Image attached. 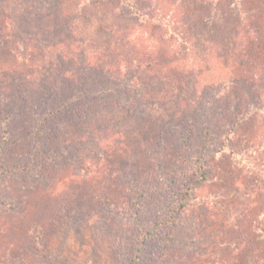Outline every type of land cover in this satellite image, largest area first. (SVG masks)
<instances>
[{
  "label": "rangeland",
  "instance_id": "1",
  "mask_svg": "<svg viewBox=\"0 0 264 264\" xmlns=\"http://www.w3.org/2000/svg\"><path fill=\"white\" fill-rule=\"evenodd\" d=\"M252 45L264 49V0H0V264H264L260 114L175 227L140 242L181 188L200 124L217 151L235 111L263 101ZM115 57L131 87L113 88L127 100L104 120L91 100Z\"/></svg>",
  "mask_w": 264,
  "mask_h": 264
},
{
  "label": "trees",
  "instance_id": "2",
  "mask_svg": "<svg viewBox=\"0 0 264 264\" xmlns=\"http://www.w3.org/2000/svg\"><path fill=\"white\" fill-rule=\"evenodd\" d=\"M147 27L151 26V29H154L153 31L157 30H162V28H167L169 29L168 25H146ZM143 27V26H142ZM146 28V27H143ZM177 28L171 29V33H175V37L177 36ZM244 31V30H243ZM173 38V37H171ZM181 38V39H180ZM178 40H184V37H180ZM187 38V37H186ZM185 42H183V45ZM253 52L256 53V55L259 52H263L264 49H259L255 48L254 45L251 46V49ZM205 53V52H204ZM109 54H112V52ZM118 55V53L113 52V56ZM119 56V55H118ZM110 57V56H109ZM122 57V56H121ZM116 59V60H114ZM114 59H111L106 63V65H101L103 70H107V79L102 81L103 82H108L111 81L112 85L107 86V87H102L100 90H95L94 91V96L93 99L91 100V107L92 110L97 112L98 114H101V117L104 116V120L108 116V109L110 111H113L114 105H117V103H122L127 100L126 95H121L117 94L114 95L112 90L113 88H117L119 85L127 86L128 89H130L131 84L130 81H128L129 76V70L131 69L132 65L131 64H123L121 63V58L120 57H115ZM139 67H137L138 71L142 68L143 62H139ZM89 68V66H87ZM136 69V70H137ZM258 78V77H257ZM255 76H246L245 80L249 83V86L252 88L253 85L252 83H256ZM135 80H138L135 76H131V83H135ZM233 80V79H232ZM237 82V81H236ZM259 82L257 81L256 85ZM135 86L136 83H135ZM253 92V97L262 99L263 101H259L261 103H258L257 101H251V103L246 102L243 106L239 107L240 109H237L235 113L233 114V117L229 119L226 122V127H225V133L224 136H221L220 140L217 141L218 144V149L217 151L211 152L210 144L215 137L216 131L214 129L209 130L208 126H203L200 124V132L202 139L199 141V145L196 147V149H193V154H191L188 157V162H187V167H186V172L183 173V177L181 178V188L178 190L176 194H172L173 200L170 202H166V208L163 210H158V213H153L152 215L150 214L149 216L151 217L150 224L147 225V229L145 232H143V235L141 236L140 242L141 246H143L142 242L148 239L149 237L155 239V240H161V237L159 236L160 230L164 228H174L176 225V222L178 221V217L180 213L185 209L187 205V201L190 199L191 194L194 192H197L198 190L202 189L204 185L211 180V175L214 167V162L216 159L217 152H224V154H229V155H235L236 152L233 149V144L236 139L237 132L240 131L241 129V124L248 118L252 117L254 114L258 115L260 114L261 120H264V98H262V94L264 91L263 87H260V85L255 86L254 89L252 88ZM84 95L90 100L92 93L88 92V89H84ZM27 96V95H26ZM114 100V102L110 100ZM101 104H104L105 106H102ZM102 106V107H101ZM126 107H129L132 109L133 104L130 106V103L127 102ZM251 108V109H250ZM138 112V110H136ZM95 114V113H94ZM56 114H53V118ZM96 115V114H95ZM51 113H47L42 115L41 117L44 119L45 123H43L41 127V131H43L46 126L50 124L53 118L50 117ZM48 124V125H47ZM263 124H261L262 126ZM205 127V128H204ZM190 133L191 137L194 136V130L193 127L190 128ZM193 130V131H192ZM209 152V153H207ZM191 153V152H190ZM41 153H38L37 156H40ZM259 156L264 155V146H261V150L257 152ZM190 158V159H189ZM17 169H11V168H6V172H14ZM23 170H26V168H21L18 170V172L22 173ZM175 183V180H174ZM173 183V184H174ZM193 195V194H192ZM156 220V221H155ZM155 221V222H154ZM146 227V225H144ZM172 240L171 234L167 236V240H163V242H166L168 244ZM140 246V248H141ZM139 260V259H138ZM135 260L132 259V261L128 264H132Z\"/></svg>",
  "mask_w": 264,
  "mask_h": 264
}]
</instances>
